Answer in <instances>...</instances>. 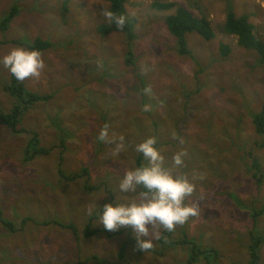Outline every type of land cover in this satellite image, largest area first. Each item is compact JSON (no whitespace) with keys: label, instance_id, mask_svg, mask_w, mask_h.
Listing matches in <instances>:
<instances>
[{"label":"rangeland","instance_id":"1","mask_svg":"<svg viewBox=\"0 0 264 264\" xmlns=\"http://www.w3.org/2000/svg\"><path fill=\"white\" fill-rule=\"evenodd\" d=\"M63 1L0 0V20L20 7L8 35L0 30V42L7 41L0 44V58L20 47L12 40L41 38L53 44L40 51L46 64L42 75L23 81L29 91L51 99L33 105L21 124L37 132L41 145L52 152L25 163L31 135L13 134L0 124V210L16 226L28 217L37 221L17 233L0 224V264H187V246L152 254L128 244L119 259L123 243L135 237L128 227L114 235L117 230L107 231L96 221L93 228L105 233L84 234L99 207L116 203L121 177L137 167L136 145L149 137L156 138L165 165L196 185L186 203L198 207L199 215L177 225L172 238L188 233L198 244L216 248L218 264H249L250 232L264 237V215L255 229L250 208L264 206V179L257 188L251 164L253 156L264 166V148L256 146L262 137L252 121L264 100V65L256 51L242 48L237 37L222 31L228 0H169L175 7L168 11L155 9V0H132L127 9L138 19L130 47L134 66L126 64V35L114 27L108 1L70 0L64 19ZM230 1L238 16H250L264 41V0ZM180 7L207 16L216 34L210 42L187 34L188 56L179 55L177 40L164 23ZM105 24L112 32L103 36L99 28ZM223 43L232 53L222 58ZM10 74L0 63V116L11 108V100L16 102L5 92ZM105 127L111 142L98 138ZM179 152L186 155L183 166L175 168L173 157ZM61 155L64 171L88 167L89 176L61 180ZM88 184L99 188L88 191ZM56 221L75 224L79 241ZM163 229L157 225L153 237H144L157 250ZM262 257L264 262V243ZM204 258L194 264H207Z\"/></svg>","mask_w":264,"mask_h":264},{"label":"trees","instance_id":"2","mask_svg":"<svg viewBox=\"0 0 264 264\" xmlns=\"http://www.w3.org/2000/svg\"><path fill=\"white\" fill-rule=\"evenodd\" d=\"M109 2L110 7L107 10V13L110 15L112 19V23L114 22V27L118 28L126 35L127 45L129 50L127 52L126 64L129 66H134V53L131 50V45L135 41V28L138 22V19L133 18L129 15V11L127 9V5L132 0H106ZM70 0L63 1V13L62 18L67 17L69 13L68 3ZM153 7L157 10H171L175 7L174 2H169V0H155L153 3ZM226 19L222 24V31L229 35L238 38L239 46L249 51H256L259 56V63L264 65V41L258 39L255 32V25L250 21L249 15L238 16L235 13L234 6L230 0L226 2ZM20 13V7L18 5L11 8V10L1 18L0 20V30L5 35H8L9 29L12 25V21H15V17ZM17 19V18H16ZM66 20V19H65ZM123 21V23H119V21ZM13 21V22H14ZM164 23L169 30L170 34L176 38L177 40V52L181 56H188L191 54V50L188 46L187 34L197 33L201 36V38L210 42L215 37L216 34L212 28L211 21L207 16H195L190 10L180 7L176 10L174 14H170L165 16ZM100 34L105 36L106 34H110L112 32V27L110 25H102L99 28ZM7 33V34H6ZM4 35V36H5ZM13 45H17L20 47H25L30 50H47L53 46L52 42L49 40H44L41 38H36L31 43H22L20 40H12ZM1 45H6L7 41H1ZM221 57H227L232 53V49L229 45L221 44L220 46ZM10 83L5 88V92L15 99V104L13 105L11 100V108L7 110L8 112L3 113L0 116V124L5 128L12 131L13 134H21L28 133L31 135V138L27 142V146L23 151V158L25 163H30L38 158L48 156L52 151V148H46L42 146L40 143L39 134L35 131L28 130L24 127H21L22 121L25 115L29 112L31 107L36 103L43 102L47 103L51 99V95H41L38 93H34L29 91L23 81H17L14 76L11 74ZM13 106V107H12ZM252 121L255 127V132L261 138V142H257L256 146L260 149L264 148V100L261 106V110L257 113L252 114ZM158 147V145H156ZM141 156V157H140ZM61 162L58 167V175L61 180L64 179L68 182H75L84 177L89 176V168L83 167L80 172H71L68 173L62 168V155ZM144 159L142 154H140L136 159V166L139 167L144 164ZM252 168L255 171L253 179L256 182V187H260L263 184L264 179V166H262L259 159L252 156ZM88 191H95L99 187L88 184ZM242 204V203H241ZM106 205V204H105ZM103 207V206H102ZM101 207V208H102ZM252 211V225L256 229L259 218L264 215V206L259 209L256 206L250 207ZM100 209L95 211L94 214L87 220L86 226L84 228V234L86 238H89L95 233H105L102 229H94L93 224L96 221H99L98 213ZM37 222L35 219L28 217L25 218L22 222L21 226H16L14 223L6 220L3 217V213L0 210V224H2L6 230L11 233H17L22 231L25 225L30 222ZM51 222L45 221L43 225H50ZM54 224L61 226L66 230H71L79 241L78 234L80 230L73 223H62L59 221L54 222ZM42 225V224H41ZM176 228V227H175ZM92 229L96 232H93ZM125 230H117L114 235H121ZM175 229L172 231H167L165 229L162 230V235L157 239V242L160 246V250L156 249L154 246L146 251H142L137 246V241L135 237H131L130 241L124 242V247L122 250H125L126 245L132 244L135 249L139 253L149 252L152 254H158L164 252L165 249H175L176 247H189L190 254L187 260V264H194L199 261L201 256H205V260L207 264H218L219 251L214 247H206L198 244L194 239L188 236V233L182 235L180 238L173 239L172 237L175 234ZM113 236V234H109ZM264 243V237L261 235L254 234L253 231L250 232V242L247 248L249 255V264H264L262 257V247ZM119 253L118 258H124V251ZM184 250V248H183ZM79 264V263H77Z\"/></svg>","mask_w":264,"mask_h":264},{"label":"clouds","instance_id":"3","mask_svg":"<svg viewBox=\"0 0 264 264\" xmlns=\"http://www.w3.org/2000/svg\"><path fill=\"white\" fill-rule=\"evenodd\" d=\"M0 63L21 82L39 78L46 67L39 50L25 47H13L0 58ZM145 91L147 93L150 90ZM150 107L145 105L144 110L149 111ZM108 137L107 127L101 129L99 140L111 142ZM156 145L155 137H149L136 145L135 150L142 154L145 163L125 172L119 181L116 203L99 207L98 213L99 224L107 231L131 228L137 246L142 251L153 247V240H145L144 237H153L152 229L157 225L172 231L177 225H183L191 217L199 215L198 207L186 203L187 198L195 192L196 185L186 175L174 174L173 168L165 165V157ZM119 147L123 148V144ZM185 155L184 152L174 155L175 168L183 166ZM89 214H92V209H89Z\"/></svg>","mask_w":264,"mask_h":264}]
</instances>
